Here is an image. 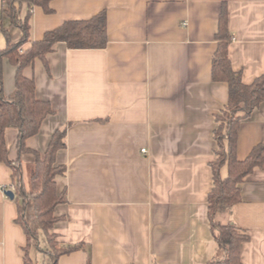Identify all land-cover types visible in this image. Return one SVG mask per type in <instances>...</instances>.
<instances>
[{"label":"crops","instance_id":"0c3cea01","mask_svg":"<svg viewBox=\"0 0 264 264\" xmlns=\"http://www.w3.org/2000/svg\"><path fill=\"white\" fill-rule=\"evenodd\" d=\"M224 6L232 66L251 83L264 73V0H52L51 12L23 5L21 16L31 13L33 40L67 20L107 12L106 47L57 42L45 60L24 69L35 79L38 98L54 110L27 145L44 154L53 135L65 130L57 163L66 172L56 184L66 201L56 206L52 232L57 241L80 247L58 264H206L216 255L208 196L218 146L215 118L229 87L213 80L212 61ZM5 7L0 0L3 24L18 42L23 32ZM7 44L0 30V50ZM16 72L5 58L7 95ZM6 139L12 160L25 167L35 161L32 153L19 155L17 129H8ZM260 143L264 102L241 122L238 158ZM12 173L0 162V264H25L18 203L4 191L15 185ZM240 186L242 200L216 221L234 222L249 235L243 264H264V163Z\"/></svg>","mask_w":264,"mask_h":264},{"label":"trees","instance_id":"16d2710c","mask_svg":"<svg viewBox=\"0 0 264 264\" xmlns=\"http://www.w3.org/2000/svg\"><path fill=\"white\" fill-rule=\"evenodd\" d=\"M52 0H5L4 14L21 28L23 36L18 42L11 39L8 29L0 17V30L6 35L8 44L0 50V162L12 168L16 185L15 200L19 215L16 221L24 228L27 245L24 247L25 264H33L32 249H39L49 257V264H58V258L75 251L80 246L57 241L52 232L56 206L66 201L65 191L59 192L56 177L66 172L64 165L57 163L58 152L65 148V130L57 131L44 154L27 145L28 138L36 135L45 118L54 112L50 102L38 98L36 82L24 74V69L37 59L45 60L57 42H65L72 49L104 48L108 43L107 12H99L89 19L67 20L57 28L48 30L40 40L31 38L30 11L21 16L24 4L31 8L38 5L51 12ZM232 33L228 26L227 8L224 6L219 29L216 33L218 48L212 61L214 81L226 82L229 87L228 102L216 115L214 136L218 144L216 160L211 163L213 186L208 196V212L213 236L218 251L206 264H243L241 247L249 239L245 230L234 222L220 224L216 215L232 210L242 200L241 183L253 169L264 163V143L258 144L245 159L237 155L241 122L264 102V73L253 82L245 83L241 71L233 68L229 57ZM17 66L14 91L4 92V59ZM18 130V153H32L36 159L26 167L21 160H12L6 139L7 130ZM226 166L228 174L223 176ZM26 175V179H25ZM43 239L44 246L40 244Z\"/></svg>","mask_w":264,"mask_h":264},{"label":"rangeland","instance_id":"374dc122","mask_svg":"<svg viewBox=\"0 0 264 264\" xmlns=\"http://www.w3.org/2000/svg\"><path fill=\"white\" fill-rule=\"evenodd\" d=\"M25 179H26V175H25ZM40 244L42 247L44 246L43 239H41ZM32 254H33V258H34L36 264H44V257H43V254L40 250L32 249Z\"/></svg>","mask_w":264,"mask_h":264},{"label":"water","instance_id":"95a60500","mask_svg":"<svg viewBox=\"0 0 264 264\" xmlns=\"http://www.w3.org/2000/svg\"><path fill=\"white\" fill-rule=\"evenodd\" d=\"M6 194L11 197L12 199L15 198V192L13 190H8Z\"/></svg>","mask_w":264,"mask_h":264},{"label":"built area","instance_id":"2783aa9c","mask_svg":"<svg viewBox=\"0 0 264 264\" xmlns=\"http://www.w3.org/2000/svg\"><path fill=\"white\" fill-rule=\"evenodd\" d=\"M143 150L145 151V149H143ZM15 189H16V185H12L9 189L6 188V187H4V191H5V192H7L8 190H13V191H15Z\"/></svg>","mask_w":264,"mask_h":264}]
</instances>
